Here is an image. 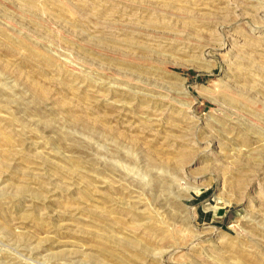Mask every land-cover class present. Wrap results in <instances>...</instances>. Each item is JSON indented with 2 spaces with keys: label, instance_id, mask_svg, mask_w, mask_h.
<instances>
[{
  "label": "rangeland",
  "instance_id": "obj_1",
  "mask_svg": "<svg viewBox=\"0 0 264 264\" xmlns=\"http://www.w3.org/2000/svg\"><path fill=\"white\" fill-rule=\"evenodd\" d=\"M0 264H264V0H0Z\"/></svg>",
  "mask_w": 264,
  "mask_h": 264
}]
</instances>
